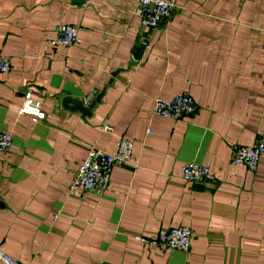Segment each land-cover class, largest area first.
Listing matches in <instances>:
<instances>
[{
    "label": "crops",
    "instance_id": "obj_1",
    "mask_svg": "<svg viewBox=\"0 0 264 264\" xmlns=\"http://www.w3.org/2000/svg\"><path fill=\"white\" fill-rule=\"evenodd\" d=\"M170 1L171 17L151 31L135 0H0L10 59L0 133L12 136L0 153V245L15 261L264 264V158L254 171L230 163L264 133V0ZM61 25L81 29L78 46L51 44ZM26 89L43 121L17 113ZM180 94L192 116L152 115L154 99ZM67 97L99 100L83 114L62 107ZM120 138L132 161L113 169L106 193L69 195L87 150L112 153ZM187 163L207 165L212 180L183 182ZM178 227L195 234L185 252L133 239Z\"/></svg>",
    "mask_w": 264,
    "mask_h": 264
},
{
    "label": "built area",
    "instance_id": "obj_2",
    "mask_svg": "<svg viewBox=\"0 0 264 264\" xmlns=\"http://www.w3.org/2000/svg\"><path fill=\"white\" fill-rule=\"evenodd\" d=\"M175 9L170 0H135L134 13L140 19V25L146 30H157L164 21L169 19ZM80 28L73 25H61L55 38L51 41L54 46L73 47L80 44ZM10 71V59L0 54V74ZM93 97V95H92ZM90 97L87 102L90 101ZM196 112L193 99L180 94L172 99L156 98L152 105V115L172 121H180L192 116ZM36 123L43 121L46 114L42 109V102L36 99L30 89L22 95V103L17 111ZM104 130L110 132L109 127ZM153 135L151 131L147 133ZM12 144L10 133H0V153L9 149ZM133 144L126 138H120L112 153L101 151L95 147L87 150L86 156L78 166L77 171L67 187L69 195L77 193L102 196L108 190L113 169L130 164L132 161ZM264 158V133L260 134L252 147H238L234 149L231 165L241 166L254 171L259 161ZM212 173L207 165L187 163L181 167V179L185 183L206 182L212 180ZM194 232L188 227L172 228L159 231L152 237L134 235L133 239L151 250H174L185 252L189 249ZM0 264H25L15 261L8 256L0 245Z\"/></svg>",
    "mask_w": 264,
    "mask_h": 264
},
{
    "label": "water",
    "instance_id": "obj_3",
    "mask_svg": "<svg viewBox=\"0 0 264 264\" xmlns=\"http://www.w3.org/2000/svg\"><path fill=\"white\" fill-rule=\"evenodd\" d=\"M146 40L141 44L139 45L135 51H136V54H139L140 51H143L146 47ZM134 60H137V55H134ZM99 100V97H97L95 100H93L91 102L90 105H88L87 107H83L82 103L81 102H76V101H72L71 99H69L68 97L67 98H64L63 101L61 102L62 103V107H68L69 110L71 111H79L80 113H83V114H88L90 112V110L94 107L95 103Z\"/></svg>",
    "mask_w": 264,
    "mask_h": 264
}]
</instances>
